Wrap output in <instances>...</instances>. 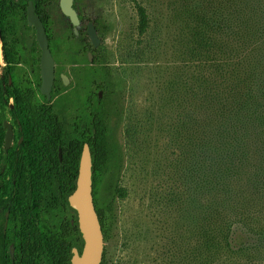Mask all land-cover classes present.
<instances>
[{
  "label": "trees",
  "instance_id": "trees-1",
  "mask_svg": "<svg viewBox=\"0 0 264 264\" xmlns=\"http://www.w3.org/2000/svg\"><path fill=\"white\" fill-rule=\"evenodd\" d=\"M32 1L37 11L43 8L40 0ZM27 2L20 0L21 12ZM177 2L179 16L172 23L178 58L160 111L171 115L174 201L184 238H191V264H264V0ZM74 7L102 36L106 25L84 14L83 0H75ZM136 7L138 32L144 35L149 13L142 4ZM50 23L51 46L86 51L84 25L76 35L68 19L61 37L53 18ZM97 51L98 64L71 67L84 72L69 86L66 121L55 111L35 114L30 172L36 175L14 186L24 201L5 210L12 223L0 226V264H72L73 248L82 252L84 239L69 196L85 143L92 155L94 202L108 238L113 205L127 191L119 181L121 159L113 140L122 108L103 45ZM71 57L69 62H79L77 54ZM25 158L30 159L26 152ZM105 255L106 249L101 264Z\"/></svg>",
  "mask_w": 264,
  "mask_h": 264
},
{
  "label": "rangeland",
  "instance_id": "rangeland-1",
  "mask_svg": "<svg viewBox=\"0 0 264 264\" xmlns=\"http://www.w3.org/2000/svg\"><path fill=\"white\" fill-rule=\"evenodd\" d=\"M136 3L149 13L144 35L138 32ZM179 8L177 0H83L84 14L100 18L107 27L101 36L104 65L112 73L122 108L113 140L121 159L119 181L127 194L113 205L105 264H191V238H184L174 201L171 115L160 111L178 58L172 21ZM51 13L56 33L66 30L68 18L58 0L52 2ZM78 71L82 75L84 69Z\"/></svg>",
  "mask_w": 264,
  "mask_h": 264
},
{
  "label": "flooded vegetation",
  "instance_id": "flooded-vegetation-1",
  "mask_svg": "<svg viewBox=\"0 0 264 264\" xmlns=\"http://www.w3.org/2000/svg\"><path fill=\"white\" fill-rule=\"evenodd\" d=\"M40 1L43 8L41 7L38 11L33 1L28 0L25 11L21 12L20 0H0V226L12 223L9 211L5 212V210L12 204L16 207L24 201L23 198L15 196L17 189L14 186L23 185L24 180L29 181L36 175L30 172V168L33 167L32 157L35 145V114L38 111L41 115H49L55 111L59 113L63 121H66L69 86L79 77V71L73 72L71 67L98 64L96 63L97 48L102 45L98 30L100 43L96 46L90 39L88 27L92 22L86 20L84 23L80 19L78 31L84 25L88 34L87 39L85 38L87 45L85 52L69 50L64 43L58 47L51 46L52 0ZM58 2L60 6V0ZM30 3L33 4L34 12L43 21L55 61V78L50 97L41 90L42 49L36 38L35 27L28 23ZM45 21L48 22L49 28ZM30 29L32 32L28 31ZM63 31L59 32L61 37H63ZM34 40L38 45L33 43ZM74 53L77 54L79 62L68 61L71 60L68 56L72 58L71 55ZM64 75L69 78V83L65 82ZM58 79L61 80L60 83H57ZM97 92L102 96L101 91ZM58 98L60 99L59 107L55 105ZM60 149L61 147L58 148V155ZM25 152L30 156L29 160H26ZM62 158L59 155V159L62 160ZM16 177L22 183L17 182ZM18 216L21 214L17 213L15 219ZM15 222L22 223V220L17 219ZM11 253L14 254L13 246Z\"/></svg>",
  "mask_w": 264,
  "mask_h": 264
},
{
  "label": "water",
  "instance_id": "water-1",
  "mask_svg": "<svg viewBox=\"0 0 264 264\" xmlns=\"http://www.w3.org/2000/svg\"><path fill=\"white\" fill-rule=\"evenodd\" d=\"M60 7L63 14L70 19L75 28V33L78 34L80 18L74 7V0H60ZM28 23L35 27L36 38L42 49L41 90L50 97L55 78V61L51 53L45 26L42 19L34 12L32 3L28 6ZM88 34L93 44L97 46L100 43V38L95 25L92 23L88 27ZM64 80L69 83V78L65 75ZM59 155L62 158L61 149ZM92 166L90 146L85 143L80 160L77 186L69 196L70 206L77 211L79 227L84 239L82 252H79L76 247L73 248V264H101L104 258L105 238L94 202Z\"/></svg>",
  "mask_w": 264,
  "mask_h": 264
}]
</instances>
